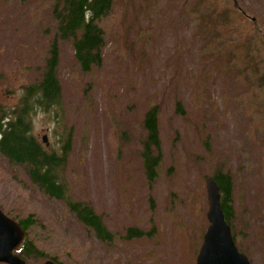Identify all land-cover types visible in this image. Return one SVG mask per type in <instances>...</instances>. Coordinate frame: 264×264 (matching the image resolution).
<instances>
[{
  "label": "rangeland",
  "instance_id": "rangeland-1",
  "mask_svg": "<svg viewBox=\"0 0 264 264\" xmlns=\"http://www.w3.org/2000/svg\"><path fill=\"white\" fill-rule=\"evenodd\" d=\"M55 0H0V105L13 109L41 81L57 23ZM112 0L98 25L102 65L83 73L58 43L61 105L31 116L32 135L58 152L67 135L69 195L115 235L97 239L65 202L0 155V209L32 215L28 238L43 264H195L208 226L205 180L233 181L235 243L264 264V0ZM241 15V16H240ZM180 105L183 114L176 112ZM158 106L161 159H141L145 113ZM129 228L147 237L124 239Z\"/></svg>",
  "mask_w": 264,
  "mask_h": 264
},
{
  "label": "trees",
  "instance_id": "trees-1",
  "mask_svg": "<svg viewBox=\"0 0 264 264\" xmlns=\"http://www.w3.org/2000/svg\"><path fill=\"white\" fill-rule=\"evenodd\" d=\"M205 1L195 0V9ZM111 8L112 0H55L52 15L57 23L56 33L49 46L41 81L23 88L20 103L15 108L7 109L0 105V155L10 164L25 168L30 181L46 196L65 202L70 213L107 246L114 243L115 235L107 229L101 217L88 204L75 201L69 195L65 174L71 149V135H67L58 152H48L32 135L31 116L37 111L54 112L55 108L61 105V88L56 76L58 41L72 43L74 58L83 73H90L93 69L101 67L104 34L98 23L110 13ZM176 112L183 114L179 104ZM158 113V106L151 107L142 122L146 136L140 155L145 176L149 181H153L157 176L156 170L161 159ZM213 178L220 189L225 220L232 228V178L222 172L215 173ZM18 222L27 234L34 223L32 215ZM147 236L148 233L129 228L124 239ZM19 255L25 260L45 257L28 237ZM51 258L61 264L56 258Z\"/></svg>",
  "mask_w": 264,
  "mask_h": 264
},
{
  "label": "water",
  "instance_id": "water-1",
  "mask_svg": "<svg viewBox=\"0 0 264 264\" xmlns=\"http://www.w3.org/2000/svg\"><path fill=\"white\" fill-rule=\"evenodd\" d=\"M208 227L195 264H250L234 243L229 224L225 221L220 203L219 188L213 178L206 179ZM26 240V232L19 223L0 209V264H27L16 254ZM43 264H58L46 259Z\"/></svg>",
  "mask_w": 264,
  "mask_h": 264
}]
</instances>
